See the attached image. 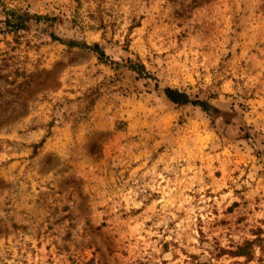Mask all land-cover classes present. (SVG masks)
I'll use <instances>...</instances> for the list:
<instances>
[{"label": "rangeland", "instance_id": "374dc122", "mask_svg": "<svg viewBox=\"0 0 264 264\" xmlns=\"http://www.w3.org/2000/svg\"><path fill=\"white\" fill-rule=\"evenodd\" d=\"M0 264H264V0H0Z\"/></svg>", "mask_w": 264, "mask_h": 264}, {"label": "trees", "instance_id": "16d2710c", "mask_svg": "<svg viewBox=\"0 0 264 264\" xmlns=\"http://www.w3.org/2000/svg\"><path fill=\"white\" fill-rule=\"evenodd\" d=\"M165 95L174 103H184L186 102L187 97L184 94L178 93L171 89H165ZM240 252H238L239 254Z\"/></svg>", "mask_w": 264, "mask_h": 264}]
</instances>
